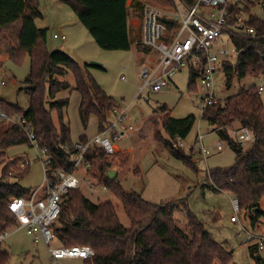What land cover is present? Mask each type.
<instances>
[{"label": "trees", "instance_id": "1", "mask_svg": "<svg viewBox=\"0 0 264 264\" xmlns=\"http://www.w3.org/2000/svg\"><path fill=\"white\" fill-rule=\"evenodd\" d=\"M71 5L80 22L89 31L95 42L104 50L129 51L135 45L144 52L151 49L137 44L131 34V12L141 15L143 4L137 2L128 7V0H62ZM173 9L179 2L193 7L197 0H148ZM264 0L247 1L243 5L230 7L227 29L240 20L255 29V34L239 36L231 34L229 41L235 49V56L224 60L222 69L228 85L233 78H257L264 75V19L252 14V9ZM39 0H0V53L6 52L14 62L20 63L26 55L30 57V72L25 79L29 86L30 105L27 111L0 98L2 108L10 113H23L34 124L38 143L46 148L51 157L49 172L54 177L58 172L70 173L74 170L79 150L78 144L87 145L90 140L81 135L78 143L71 139V128L64 119V111L69 98H58L63 91L76 90L80 94L79 115L86 129L89 120L95 116L99 132L112 122L110 115L117 102L105 93L91 74L89 64L81 66L64 50L50 51L48 31L36 25L41 14ZM246 16V17H245ZM175 24H172L174 27ZM232 30V29H231ZM201 66H190L188 89H199L198 79ZM72 72L75 85L65 79ZM57 112L59 124L53 120ZM156 112L169 138L156 139L169 149L171 154L198 173L193 160V148L185 152L178 140L186 139L191 133L196 116L189 114L183 118L172 115V110L164 105ZM219 138L229 144L235 152L236 160L231 168L211 171L210 188L224 191L239 201L240 211H255L251 214L255 225L264 215L260 200L264 198V103L257 86H251L236 96L217 101L207 106L201 114ZM0 132V234L17 226V218L9 205L15 198H29L34 191L25 189L19 181L25 175L28 164L26 157L8 160V150L20 145H28L25 133L17 126H2ZM229 128H248L256 137V142L245 144L236 142L229 134ZM129 155L122 151L109 155L97 144H90L84 155V167L96 185L105 186L122 203L124 213L130 220V227L122 225L116 206L112 202H93L81 189H71L61 199V211L52 225L55 239L63 246H90L95 256L84 260L85 264H231L233 253L217 243L204 224L189 210L187 226L183 229L174 216L179 208L176 201L153 204L145 201L136 192H127L118 178L110 180L108 172L114 166L124 168ZM139 170L136 169V174ZM256 264H264L257 245L250 248ZM261 256V258H259ZM10 254L0 250V264H9Z\"/></svg>", "mask_w": 264, "mask_h": 264}, {"label": "rangeland", "instance_id": "2", "mask_svg": "<svg viewBox=\"0 0 264 264\" xmlns=\"http://www.w3.org/2000/svg\"><path fill=\"white\" fill-rule=\"evenodd\" d=\"M146 1L148 0H128L127 4L131 6ZM38 8L41 15L36 18V25L40 29H47L50 51L64 50L81 66L91 62L101 64L100 68L90 66L91 74L107 96L113 98L117 106L126 111L130 118L133 131L129 138L118 142L120 147L118 153L121 151L127 153L129 162L124 168L114 166L112 169L117 172L115 178L120 180L124 190L136 192L145 201L153 204L178 202L179 208L175 210L174 216L181 228L187 226L186 211L189 210L204 224L217 243L233 253L231 264H256L250 254V248L255 242H248V236H264V215H261L254 225L250 213L255 211L241 210L236 214L233 207L234 197L208 186L211 181L209 176L211 171L231 168L235 164L236 155L227 142L222 141L216 132H211L213 127L202 119V102L207 93L201 88L196 92L188 89L190 68L186 67L176 72L168 80V85L160 91L145 89L139 95L143 86L141 70L151 65L150 59H156V53L144 52L135 45L129 51L102 49L80 22L71 5L62 0H39ZM252 14L264 19V9L260 3L252 9ZM141 18L138 12H131L130 20L135 32L133 38L136 41L140 35ZM63 36L65 39H62ZM222 39L228 47H232L227 33L222 35ZM5 55L8 54L4 51L0 53V98L27 111L30 98L29 86L25 83V79L30 72V57L26 55L20 63H17L9 57L6 58ZM65 79L72 86L75 85L72 72H69ZM227 80L225 72L219 66L214 75V93L215 98L222 103L251 86L260 85L261 82L264 85V81L259 80L258 77L245 79L235 77L230 86ZM3 82L5 85H2ZM260 95L264 103V91L260 92ZM58 98H69L64 119L70 125L72 142L78 143L81 135H86L91 141L99 133L98 120L92 116L88 127L86 129L83 127L79 115L81 98L79 92L63 91L58 94ZM164 105L172 110L174 117L183 118L189 114L196 116V123L189 136L182 140V143L180 140L176 143L182 144L185 152H190L193 148L192 157L196 162L198 173L185 165L182 160L174 157L169 149L156 139L158 136L169 138L161 124L164 115L156 112L159 106ZM52 117L54 122L59 124L58 113L53 112ZM110 119H114L112 114ZM3 128L0 126V132ZM200 134L205 135L204 145L209 148L206 159L196 153V150L201 148V145L196 144ZM218 142H223V150L214 147ZM248 146L249 144H245V147ZM38 151L28 144L12 147L7 152L8 160L23 156L30 161L19 183L23 188L34 192L45 182L42 161L36 159ZM197 159L201 160L197 162ZM136 169L139 170L137 174ZM76 175L84 180L79 189L88 198L95 203L112 202L117 208L122 225L126 228L130 227V220L124 213L122 203L111 191L103 189L101 184L92 191L89 186L95 182L83 165L78 166ZM260 208L264 211V198L260 200ZM232 217H235L237 222H233ZM62 246L57 239H54L49 247L43 242L36 243L26 229L11 227L8 236L0 243V250L9 252V264H53L50 249ZM59 264L85 263L81 259H62ZM214 264L221 262L215 261Z\"/></svg>", "mask_w": 264, "mask_h": 264}, {"label": "built area", "instance_id": "3", "mask_svg": "<svg viewBox=\"0 0 264 264\" xmlns=\"http://www.w3.org/2000/svg\"><path fill=\"white\" fill-rule=\"evenodd\" d=\"M247 1L256 0H197L193 7H187L179 2L173 9L160 7L151 1L143 2L137 44L151 49L156 53V59L141 70L143 86L139 95L145 89L160 91L168 85V80L176 72L194 65L202 67L198 86L207 93L202 102L201 114L207 106L215 104L218 100L214 93V75L218 67H222L223 61L231 59L235 54L234 47H228L222 35L227 33L228 36L231 34L250 36L256 32L254 28L246 26L243 20L232 26V30L227 29L228 18L231 16L230 7L243 5ZM172 24L175 26L172 27ZM262 78L264 75L258 76L259 80L264 81ZM262 83L256 85L260 92L264 91ZM113 114L114 119L104 131L99 132L87 145H77L79 155L74 170L70 173L58 172L52 177L49 172L51 157L48 150L39 145L33 122L25 114L7 112L0 105V126L19 127L25 133L29 145L41 151H38L36 159H40L43 164L44 184L33 192L31 197L15 198L9 205L10 211L17 218L16 228L26 229L36 243L43 242L49 247L55 239L52 225L60 215L62 197L71 189L81 188L84 182L77 177L76 172L79 165L84 166V155L88 146L97 144L107 154L113 155L118 153L120 148L118 142L129 138L133 126L126 111L117 106ZM228 131L238 143L256 142L255 135L248 128H229ZM211 132L216 131L212 129ZM204 138L205 135L202 134L197 137L196 144L201 145V148L197 149L196 153L206 159L209 148L204 145ZM214 147L223 150V142L216 143ZM200 160L197 159V162ZM29 163L27 159L22 168ZM96 186L91 183L89 187L95 191ZM103 189L107 188L103 186ZM233 207L238 214L240 208L237 199H233ZM231 220L237 222L235 217ZM8 231L9 229L0 234V243L8 236ZM252 241L264 257V236H248V242ZM50 252L53 264H59L62 259L87 260L95 256V251L90 246H62L50 249Z\"/></svg>", "mask_w": 264, "mask_h": 264}, {"label": "water", "instance_id": "4", "mask_svg": "<svg viewBox=\"0 0 264 264\" xmlns=\"http://www.w3.org/2000/svg\"><path fill=\"white\" fill-rule=\"evenodd\" d=\"M89 65L92 67H98V68L102 67V65L97 62H91ZM116 175H117V172L114 170L113 171L111 170L108 172V177L110 180H114ZM259 258H261V256H259Z\"/></svg>", "mask_w": 264, "mask_h": 264}, {"label": "crops", "instance_id": "5", "mask_svg": "<svg viewBox=\"0 0 264 264\" xmlns=\"http://www.w3.org/2000/svg\"><path fill=\"white\" fill-rule=\"evenodd\" d=\"M129 7V6H128ZM131 19V18H130ZM131 21L132 20H130V25H131V34H132V36H134L135 35V32H134V29H133V27H134V25L131 23ZM49 48V47H48ZM5 57L6 58H8L9 57V55H5ZM151 61L153 60L152 58L150 59ZM130 151H131V149L130 148H128Z\"/></svg>", "mask_w": 264, "mask_h": 264}]
</instances>
